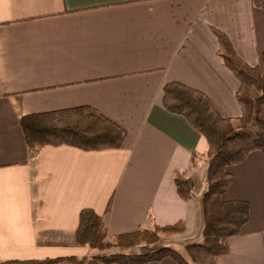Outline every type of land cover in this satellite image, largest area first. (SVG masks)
<instances>
[{"label": "crops", "instance_id": "0c3cea01", "mask_svg": "<svg viewBox=\"0 0 264 264\" xmlns=\"http://www.w3.org/2000/svg\"><path fill=\"white\" fill-rule=\"evenodd\" d=\"M213 29L262 66L264 0H0V264H105L74 243L84 209L104 217L109 237L184 223L160 246L184 253L201 240L208 143L163 98L179 82L222 117H241L240 82L218 56ZM84 107L127 132L121 149L30 152L23 117ZM176 171L196 181L189 201ZM229 172L224 199L247 202L250 222L218 264H264V153Z\"/></svg>", "mask_w": 264, "mask_h": 264}, {"label": "trees", "instance_id": "16d2710c", "mask_svg": "<svg viewBox=\"0 0 264 264\" xmlns=\"http://www.w3.org/2000/svg\"><path fill=\"white\" fill-rule=\"evenodd\" d=\"M219 42L218 56L240 82L237 94L242 115L238 119L222 117L203 92L179 82L164 88V109L187 120L208 143L206 190L201 197V240L187 244L184 253L160 246L166 236L185 231V224L155 226L133 233L109 237L104 217L92 209L80 213L74 243L99 252L97 260L105 264H151L172 259L176 264H218L228 254L227 242L240 235L250 222V205L244 201H226L234 182L229 169L244 163L256 152L264 153V56L262 66L252 67L242 60L228 38L213 29ZM30 152L45 147H72L85 152L119 150L127 132L90 107L55 111L23 117L21 121ZM199 156L194 154L193 160ZM174 183L180 198H194L196 181L176 171ZM145 248V252H138ZM69 261L85 264L88 258ZM62 259L17 264H58Z\"/></svg>", "mask_w": 264, "mask_h": 264}, {"label": "rangeland", "instance_id": "374dc122", "mask_svg": "<svg viewBox=\"0 0 264 264\" xmlns=\"http://www.w3.org/2000/svg\"><path fill=\"white\" fill-rule=\"evenodd\" d=\"M141 249V248H140Z\"/></svg>", "mask_w": 264, "mask_h": 264}]
</instances>
